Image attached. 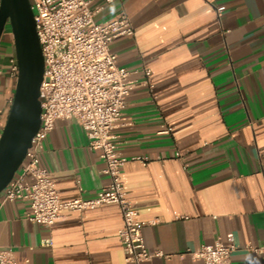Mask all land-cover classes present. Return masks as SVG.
I'll return each instance as SVG.
<instances>
[{
	"label": "crops",
	"instance_id": "obj_1",
	"mask_svg": "<svg viewBox=\"0 0 264 264\" xmlns=\"http://www.w3.org/2000/svg\"><path fill=\"white\" fill-rule=\"evenodd\" d=\"M102 6L90 0L97 22L125 13L135 29L110 46L140 83L114 135L128 159L121 173L128 198L140 221H157L143 227L148 251L162 253L150 264H204L190 253L218 240L237 247L231 264H264V253L249 250L264 245V0ZM14 55L10 34L0 41V135L15 88L3 63ZM40 159L63 202L93 199L110 183L75 120L56 121ZM29 210L23 199L0 203V250H11L17 264H128L117 205L63 211L51 228L27 221Z\"/></svg>",
	"mask_w": 264,
	"mask_h": 264
},
{
	"label": "built area",
	"instance_id": "obj_2",
	"mask_svg": "<svg viewBox=\"0 0 264 264\" xmlns=\"http://www.w3.org/2000/svg\"><path fill=\"white\" fill-rule=\"evenodd\" d=\"M29 1L45 62L39 98L41 124L23 164L1 193L0 203L17 199L29 201L26 220L46 228H51L63 211L78 212L117 205L123 221L118 237L126 263L150 264L162 253L148 251L143 227L156 225L157 221H140L138 210L129 200L121 177L128 159L118 151L114 135L126 107V98L140 83L133 79L134 72L119 66L110 46L121 37L134 36L135 29L125 13L97 22L95 15L98 11L91 9L90 0ZM115 1L118 0H104V6ZM8 72L15 81L18 76L15 55L10 59ZM144 74L149 77L151 71L145 70ZM58 120H75L86 132L89 149L99 151L105 163L103 172L110 177V183L93 199L63 202L55 179L41 164L42 144ZM176 157H181L179 152ZM131 160L140 161L145 166L148 163V158L134 157ZM43 246H51V241H46ZM236 250L235 245L218 240L202 245L191 252L190 257L204 264H231ZM249 250L255 254L264 253V245ZM0 264H17L11 250H0Z\"/></svg>",
	"mask_w": 264,
	"mask_h": 264
},
{
	"label": "water",
	"instance_id": "obj_3",
	"mask_svg": "<svg viewBox=\"0 0 264 264\" xmlns=\"http://www.w3.org/2000/svg\"><path fill=\"white\" fill-rule=\"evenodd\" d=\"M11 27L18 76L7 122L0 135V195L23 164L41 124L44 57L29 0H0V41Z\"/></svg>",
	"mask_w": 264,
	"mask_h": 264
},
{
	"label": "rangeland",
	"instance_id": "obj_4",
	"mask_svg": "<svg viewBox=\"0 0 264 264\" xmlns=\"http://www.w3.org/2000/svg\"><path fill=\"white\" fill-rule=\"evenodd\" d=\"M10 34H11V27H10V25L8 24V25L6 26V29H5L4 34H3V36H2V39L5 40L6 37H7L8 35H10ZM3 65L6 66V67L9 66V62L5 61V62L3 63ZM16 80H17V79H16ZM16 80H15V84H16Z\"/></svg>",
	"mask_w": 264,
	"mask_h": 264
}]
</instances>
